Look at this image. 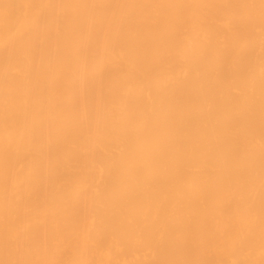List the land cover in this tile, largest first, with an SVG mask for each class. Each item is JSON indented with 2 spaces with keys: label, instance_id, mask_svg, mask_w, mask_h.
Instances as JSON below:
<instances>
[{
  "label": "bare ground",
  "instance_id": "1",
  "mask_svg": "<svg viewBox=\"0 0 264 264\" xmlns=\"http://www.w3.org/2000/svg\"><path fill=\"white\" fill-rule=\"evenodd\" d=\"M0 264H264V0H0Z\"/></svg>",
  "mask_w": 264,
  "mask_h": 264
}]
</instances>
